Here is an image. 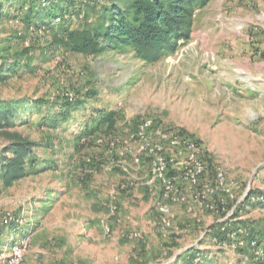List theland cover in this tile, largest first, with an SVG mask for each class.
<instances>
[{
	"label": "rangeland",
	"instance_id": "rangeland-1",
	"mask_svg": "<svg viewBox=\"0 0 264 264\" xmlns=\"http://www.w3.org/2000/svg\"><path fill=\"white\" fill-rule=\"evenodd\" d=\"M19 15L0 22V52L43 54L0 101L84 103L64 128L32 113L13 127L53 140L41 170L0 182V264H264V0H210L153 60L51 47ZM98 111L113 129L74 138Z\"/></svg>",
	"mask_w": 264,
	"mask_h": 264
},
{
	"label": "trees",
	"instance_id": "trees-1",
	"mask_svg": "<svg viewBox=\"0 0 264 264\" xmlns=\"http://www.w3.org/2000/svg\"><path fill=\"white\" fill-rule=\"evenodd\" d=\"M209 2L210 0H88V3L81 1L80 4L78 0H0V22L17 18L20 16L19 12L23 11L25 23L42 28L51 35V47L84 54L131 47L141 57L153 60L166 50L174 49L179 39L189 36L192 14ZM25 4H28L26 9ZM10 12L13 14L10 15ZM75 17L80 22L73 27ZM5 33L6 31H0V34ZM14 36L21 37L22 32ZM2 38L5 37H0V46L4 40ZM13 47L14 45L4 47V54L0 52V82L19 75L22 64L28 66V63H23V59H32L30 54H43L33 46L21 47L20 51L12 53ZM91 96L90 94L89 97ZM83 103L68 100L63 105L46 103L44 108V101H0V182L10 187L33 174L35 169L41 170L43 166L36 167L41 160L37 151L47 149L53 140L50 138L38 141L14 130L17 120L32 125L33 123L26 121L27 115L32 113L49 120L47 122L51 126L57 124L58 128H64L58 124L74 120L71 114ZM96 114L99 119L94 127H86L81 131V136L74 138L80 140L98 130L107 132L113 129L115 111H98ZM208 263L205 258L200 264Z\"/></svg>",
	"mask_w": 264,
	"mask_h": 264
},
{
	"label": "built area",
	"instance_id": "built-area-1",
	"mask_svg": "<svg viewBox=\"0 0 264 264\" xmlns=\"http://www.w3.org/2000/svg\"><path fill=\"white\" fill-rule=\"evenodd\" d=\"M160 161H162L163 160V158H160L159 159ZM201 168H198L196 171H195V175H198V174H200L201 173ZM161 211H162V213H167L168 212V207L167 206H162L161 207ZM196 261H197V259H196Z\"/></svg>",
	"mask_w": 264,
	"mask_h": 264
}]
</instances>
